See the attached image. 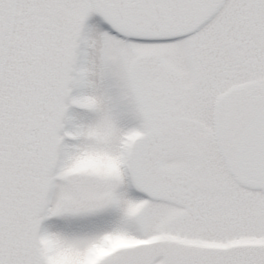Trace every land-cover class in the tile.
<instances>
[{
  "label": "snow or ice",
  "instance_id": "obj_1",
  "mask_svg": "<svg viewBox=\"0 0 264 264\" xmlns=\"http://www.w3.org/2000/svg\"><path fill=\"white\" fill-rule=\"evenodd\" d=\"M0 264H264V0H0Z\"/></svg>",
  "mask_w": 264,
  "mask_h": 264
}]
</instances>
